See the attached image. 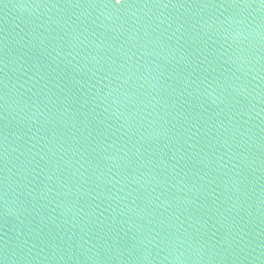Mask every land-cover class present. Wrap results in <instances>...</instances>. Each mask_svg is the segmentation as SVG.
Wrapping results in <instances>:
<instances>
[{
    "label": "water",
    "instance_id": "obj_1",
    "mask_svg": "<svg viewBox=\"0 0 264 264\" xmlns=\"http://www.w3.org/2000/svg\"><path fill=\"white\" fill-rule=\"evenodd\" d=\"M0 264H264V0H121L0 152Z\"/></svg>",
    "mask_w": 264,
    "mask_h": 264
},
{
    "label": "snow or ice",
    "instance_id": "obj_2",
    "mask_svg": "<svg viewBox=\"0 0 264 264\" xmlns=\"http://www.w3.org/2000/svg\"><path fill=\"white\" fill-rule=\"evenodd\" d=\"M113 3L118 6V5H120L121 0H113Z\"/></svg>",
    "mask_w": 264,
    "mask_h": 264
}]
</instances>
